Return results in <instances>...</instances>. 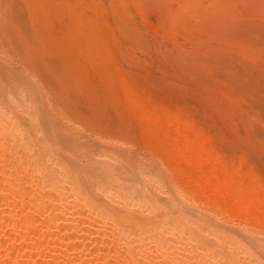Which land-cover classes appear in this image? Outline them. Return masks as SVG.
<instances>
[{
    "label": "rangeland",
    "instance_id": "rangeland-1",
    "mask_svg": "<svg viewBox=\"0 0 264 264\" xmlns=\"http://www.w3.org/2000/svg\"><path fill=\"white\" fill-rule=\"evenodd\" d=\"M5 1L6 159L35 156L23 142L39 125L41 96L51 118L77 128L73 137L124 149L155 192L200 211L239 264H264V0ZM242 237L259 239L250 247L263 258L245 253ZM110 258L98 259L119 260Z\"/></svg>",
    "mask_w": 264,
    "mask_h": 264
},
{
    "label": "bare ground",
    "instance_id": "bare-ground-1",
    "mask_svg": "<svg viewBox=\"0 0 264 264\" xmlns=\"http://www.w3.org/2000/svg\"><path fill=\"white\" fill-rule=\"evenodd\" d=\"M3 5L0 8L5 7ZM9 14L6 16L9 17ZM25 18L20 17L22 20ZM4 26L8 28L7 24ZM18 43L15 45L19 46ZM19 47L22 49L21 45ZM6 59L9 60L5 57L4 61ZM4 67L9 68L7 65ZM0 68V82H3L10 69L4 72L5 68ZM41 71H44L45 78L52 70H47V74L45 70ZM53 72L58 73L56 70ZM50 73L46 78H54ZM4 93L0 89V97L8 103ZM40 97L36 96L34 103L39 125L36 128L29 125L26 131L29 144L23 142L35 151L31 161L22 159L17 152L11 156L12 159H6L4 149L9 145L3 133L8 127H4L0 119V264H97L100 261L98 258L106 260L108 257L120 260H116L115 264H239L224 246L214 240V224L211 225L212 222L200 211L199 214L184 205L182 202L187 201H182L184 198L180 199L174 192H171L172 196L155 192L154 186L145 183L141 171H134L138 165L133 168L131 161L134 162V159L129 162L133 156L129 153L125 155L120 146V151H117V147L111 146L108 141L97 139L85 144L84 139L88 136L83 142L73 137V128L64 126V121L63 124L56 122L53 115L52 119L45 112V100V103L41 102ZM83 144L91 147V152L83 151ZM122 147L126 149V146ZM114 153L122 155H118L122 159L117 155V158L114 157ZM28 169L33 172L29 174ZM240 200L242 202L243 199ZM242 241L247 242L242 246L245 253L255 255L256 249L250 246L253 242L260 243V240L244 237ZM260 257L263 258V254Z\"/></svg>",
    "mask_w": 264,
    "mask_h": 264
}]
</instances>
